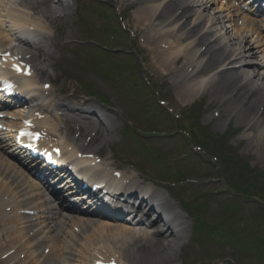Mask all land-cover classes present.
Returning <instances> with one entry per match:
<instances>
[{
	"label": "bare ground",
	"instance_id": "obj_1",
	"mask_svg": "<svg viewBox=\"0 0 264 264\" xmlns=\"http://www.w3.org/2000/svg\"><path fill=\"white\" fill-rule=\"evenodd\" d=\"M131 1L138 3V6L131 14L133 16L126 17L127 21L130 26L142 27L145 30L144 43L147 52L151 54L152 69L159 78L169 81L177 99L189 101L198 94L208 93L210 99L225 103V117L222 122L234 116L237 125L256 130V138L251 144L256 145L255 149L259 146L264 150V92L260 88L263 86L258 82L259 79L256 81L254 77L247 76L249 66H254L253 60H242L244 55H248L250 59L256 58L259 53L264 55V46L261 50L254 49V44L252 46L249 38L254 35L260 37V30L264 27L260 5V10L255 9V14L248 16L240 15L242 12L235 6V2L230 0H196L200 13H195L193 5L185 0ZM49 3L54 1L0 0V53L10 50L15 55L22 54L25 57L31 53L32 58L27 61L33 69L32 76H16V79L22 78L21 80L36 92L34 96L44 101V107L35 102L36 108L31 111L42 114V119L34 120L37 127H44L50 134L58 135L59 124L69 123V117L62 119L57 113L49 120L47 113L52 107L71 113L83 131L87 123L78 119L86 118V114L95 115V111L78 109L67 102H61L60 98H57L59 95H53V89H49V93L45 95L46 90L42 88L47 80L42 81L39 75H44L47 69L46 65L35 59L41 52L49 58L54 54L48 46L57 37L52 29L55 14L60 12L66 17L70 16L69 2L55 3L58 10ZM213 5H216L217 9L216 17L215 14L209 16L203 26L205 12ZM221 23L226 26L228 34L225 35L235 39L234 45L237 47L230 48L222 44L218 40L222 35L216 38L211 28ZM10 25L22 29V32L5 29ZM11 42L16 44L12 45ZM196 46L199 48H195ZM198 53L203 59L199 66L192 60V55ZM228 59L229 64L232 63L233 66L226 65ZM27 61L26 64H29ZM236 63H240L237 68L234 67ZM12 65L19 64L14 61L7 63L9 72ZM189 67L190 71L187 70ZM210 73H213V76L207 79ZM195 76H198L199 80H194ZM31 109L32 107L28 112ZM110 113L112 112L104 111L99 118L111 134L113 126ZM11 115L22 118L23 110L13 111ZM46 120L51 121V124H47ZM0 123L10 128L15 124L13 120H0ZM94 130L99 132V128ZM7 136H0V142ZM104 140L105 138H102L101 142ZM255 140L257 142H254ZM71 141L68 137L64 139L61 136L58 142L64 144L67 151L73 154L72 158L77 159V163L83 166L87 171L86 175L117 166L106 161L91 165L93 158L79 159V152L86 154L95 151L88 150L87 147H91L90 142L81 150L72 145ZM255 152L258 155L259 151ZM108 175H111V171ZM119 181L139 189L149 186L148 182L141 180L138 173L131 171L122 172ZM39 186V183L27 177L25 171L17 167L7 154L0 151V264H88L100 257H108L119 264H176L177 248L171 246L180 245L175 241L180 231H175L169 226L163 219V212L172 213L174 221L184 217L176 212L174 205L169 201L163 200L162 213L149 220L150 229L155 228L157 222H163L162 228H156L154 232L80 215L61 218L60 214L63 213L49 206ZM150 193L160 195L155 188L151 189ZM152 210L151 208L145 214L144 220L137 219L136 222H146L148 225L147 219ZM168 231L173 233L172 238H161ZM100 243L102 245L94 248Z\"/></svg>",
	"mask_w": 264,
	"mask_h": 264
},
{
	"label": "rangeland",
	"instance_id": "obj_2",
	"mask_svg": "<svg viewBox=\"0 0 264 264\" xmlns=\"http://www.w3.org/2000/svg\"><path fill=\"white\" fill-rule=\"evenodd\" d=\"M86 12L91 17H98V12L95 10L88 9ZM112 13V12H111ZM100 15V14H99ZM113 15V13H112ZM89 20L82 18L80 24L85 26L86 28L89 26ZM79 23V22H78ZM79 29V27L77 26ZM83 28V27H82ZM102 27L97 29L88 30L85 29V33L83 35L79 29V35H83L85 38H94L99 35L98 38H94L95 40L106 41L109 46H113L112 43H115L114 40L108 39L106 34L101 30ZM64 35L68 33L67 27L64 28ZM107 35L110 36L111 32H107ZM75 36V35H74ZM72 37L74 40L75 37ZM77 37H79L77 35ZM130 40V38H128ZM64 39H62L63 41ZM128 41H124L123 46H127L131 43ZM132 47H136L139 49L138 45L134 42ZM92 48V47H91ZM88 48H83L81 50V54H69L65 53L69 58L72 56L78 57L73 64L65 68V72L60 75L58 72H62L63 68L57 67L54 69L52 64L51 72L57 76V80L55 81L56 88H60L62 84L70 82L72 84V88H76V91L80 94L91 95L95 94L99 98L104 99L107 103L113 101L117 108L122 112V115L126 119L134 120L138 127L143 131H149L150 129H166L169 132V135H159L155 137H150L152 139H147L146 144H141V155L140 151H138L137 142L133 143L131 140L132 147L134 153L139 154V158L137 159L135 156L132 157L135 162L134 164L139 163L142 167L146 168V172L150 173L151 176L157 177L163 180H172L174 177L169 175L167 172L171 168H175L177 170H184L186 175L191 177H199L205 178L207 175L216 176L219 160H215L213 157H203L202 153L196 152L191 148V142L185 136H182L180 133L175 132L174 124L170 121L169 115L163 112V108H159L157 106V97L154 95V92L149 94V99L141 100L134 96L132 92H124L122 89L116 88V86L109 84V82L116 81L115 79H121L120 82L126 83L125 78H122L121 73L124 77L129 78L131 75L136 74L135 69H124V70H115L111 66V62L109 59L99 53V51H88ZM137 49V50H138ZM111 58L115 60L113 67L123 66L124 57L116 52H112ZM124 55V54H123ZM132 59V58H131ZM195 60V55H192V60ZM132 62V61H131ZM109 67V72H107V66ZM58 71V72H57ZM138 72V71H137ZM151 73H149L150 76ZM139 75V72H138ZM140 77V75H139ZM153 84H156L157 87L161 89H166V93L161 97L165 98L169 97V105L173 106L175 112H180L182 110V106L180 104L181 101H176V97L170 93L164 84L154 81L153 76L150 77ZM134 86L143 87L141 83V78H137L134 82ZM128 87V86H127ZM150 89L152 87L148 86ZM70 89V88H69ZM133 94V95H132ZM132 95L135 99L131 100L127 96ZM208 96H205V99H202L203 107L201 108V118L200 120L204 124V122H208L210 120H206V118L210 117L214 110H221L224 108V104L219 101H215L212 108H205L207 106ZM171 102V103H170ZM203 112V113H202ZM155 114V115H154ZM222 114H224L222 112ZM120 115V114H119ZM121 116V115H120ZM120 123L121 119H117ZM190 120L188 118H181L178 120V126L181 129L186 131H193L194 128L190 127ZM122 123V122H121ZM229 123V127H222V123L220 121H212L210 124L202 125L207 132L212 133L213 135L216 133H224L226 132V146L225 149L229 150L237 154L236 158L238 159V165L240 169L242 168L243 163H250L251 167L259 172L264 171V150L256 145L251 144L252 140L256 138V130L252 131L248 128H241L240 132L236 131V125L234 123V116L231 117ZM264 127V124H262ZM256 129V128H255ZM123 133V138L119 140L117 143L119 150L123 151L127 149L129 146L127 145V140L129 138H134V135L128 134L125 131ZM130 137H124V136ZM248 137V138H247ZM192 142L200 143V139L192 138ZM199 141V142H197ZM254 142H257L256 140ZM261 144V143H260ZM259 144V145H260ZM106 145H104L103 150L106 149ZM264 148V147H263ZM102 150V151H103ZM255 150L259 151L258 155ZM163 153V158H166V162L168 165H160L158 164V160ZM186 151V155L184 158H177V155L180 152ZM211 156L214 154L209 153ZM128 159H130L128 157ZM138 160V162H137ZM157 161V162H156ZM203 163L205 165H203ZM164 164V163H163ZM136 166V165H135ZM206 166V167H205ZM193 168V169H192ZM169 176V178H168ZM196 190H206L207 192L211 191V199L209 201L206 200L205 197H198L197 201H195L193 192ZM220 190V191H219ZM210 192V193H211ZM178 198L183 196L184 198L190 200L188 203L191 208L198 207V212L205 216L206 219H209L212 223L223 222L225 226L220 225L216 232L211 233L210 230H205L200 234V239L198 242H193L190 240L195 248L194 253L188 252L185 254L187 259H193L196 257L201 258L205 254V251L210 252L213 249V246L220 252V257H213L214 259H221L222 262H228L227 260L222 259L221 257H226L228 259H232V264H264V241L259 239V235L249 236L245 233L240 232L237 236L239 239L234 240L231 239L229 233L232 230H227L226 227L231 222L235 221L238 226L241 224L240 222H245L244 228L252 229L258 234L264 235V225L261 224L260 221L253 220L259 211H257V206L252 203V201L243 202L242 196L240 194L233 195V191L227 187L226 182L218 178L217 180H209L208 182L200 185L194 186H181L175 189L174 193ZM256 202V201H255ZM230 205L229 211H225V206ZM234 206V210H232ZM189 221H191L189 219ZM247 224V225H246ZM264 224V222H263ZM241 226V225H240ZM226 232V234H225ZM239 242V243H238ZM195 243V244H194ZM196 245H201L197 247ZM207 245H212L208 246ZM206 247V249H205ZM249 251V252H246ZM253 255V256H251ZM198 256H197V255ZM259 257L260 259L255 258Z\"/></svg>",
	"mask_w": 264,
	"mask_h": 264
}]
</instances>
